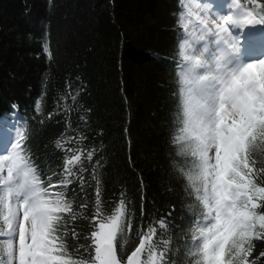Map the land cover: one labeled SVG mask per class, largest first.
Instances as JSON below:
<instances>
[{
	"label": "trees",
	"instance_id": "16d2710c",
	"mask_svg": "<svg viewBox=\"0 0 264 264\" xmlns=\"http://www.w3.org/2000/svg\"><path fill=\"white\" fill-rule=\"evenodd\" d=\"M184 1L0 0V120L18 117L13 133L23 130V154L45 187L49 177L59 184L68 158L85 153L73 183L50 189L63 191L77 214L75 220L64 214L61 229L73 259L91 263L98 189L104 217L124 202L122 264L149 228L156 229L157 252L167 245V264L195 262L188 252L201 206L184 175L194 158L173 142L182 126ZM198 2L233 4L239 12L264 6V0ZM257 29L264 36V25ZM254 158L264 163V145ZM254 245L249 259L264 264V240Z\"/></svg>",
	"mask_w": 264,
	"mask_h": 264
},
{
	"label": "snow or ice",
	"instance_id": "6c2138e0",
	"mask_svg": "<svg viewBox=\"0 0 264 264\" xmlns=\"http://www.w3.org/2000/svg\"><path fill=\"white\" fill-rule=\"evenodd\" d=\"M180 21L186 33L180 45L182 126L173 142L180 154L194 158L193 170L184 175L202 216L191 230L188 254L195 258L194 264H256L249 258L254 241L264 240V163L258 166L254 158L264 145V59L240 66V38L233 28L264 25V6L260 13L231 12L213 18L198 0H188ZM43 47L51 59L47 43ZM23 141L24 132L18 128L11 152L0 155V238H4L0 264H89L71 258L64 240L67 232L61 231L64 214L76 219L72 202L63 191H50L73 183V169L82 164L85 153L68 158L59 184L49 177L45 187L23 154ZM92 157L87 152L86 158ZM96 196L93 220L99 222L91 233V264H122L117 237L123 231L124 202L104 217L98 189ZM159 227H165L164 221ZM155 234V228L140 234L139 246L126 264H167V245L157 252ZM72 236H77L75 229Z\"/></svg>",
	"mask_w": 264,
	"mask_h": 264
},
{
	"label": "rangeland",
	"instance_id": "374dc122",
	"mask_svg": "<svg viewBox=\"0 0 264 264\" xmlns=\"http://www.w3.org/2000/svg\"><path fill=\"white\" fill-rule=\"evenodd\" d=\"M187 2L188 1H184V6ZM212 4V7H203L202 4L201 7L206 14L211 15L213 18L227 16L231 12H233V14L240 13L238 11V7L233 4ZM233 30L235 35L240 38L239 54L237 57V63L240 66L264 59V36H261L258 32L257 25L246 26L242 29L239 26H234ZM17 118L18 117L16 115H11L6 119L7 121L4 119L0 120V155L7 156L11 152L12 145L16 140L13 130L16 125ZM14 264H18V261L14 262Z\"/></svg>",
	"mask_w": 264,
	"mask_h": 264
},
{
	"label": "clouds",
	"instance_id": "9594fccd",
	"mask_svg": "<svg viewBox=\"0 0 264 264\" xmlns=\"http://www.w3.org/2000/svg\"><path fill=\"white\" fill-rule=\"evenodd\" d=\"M197 72H199V69H196Z\"/></svg>",
	"mask_w": 264,
	"mask_h": 264
},
{
	"label": "water",
	"instance_id": "95a60500",
	"mask_svg": "<svg viewBox=\"0 0 264 264\" xmlns=\"http://www.w3.org/2000/svg\"><path fill=\"white\" fill-rule=\"evenodd\" d=\"M3 120V119H2ZM4 120H6V119H4ZM7 121V120H6Z\"/></svg>",
	"mask_w": 264,
	"mask_h": 264
}]
</instances>
